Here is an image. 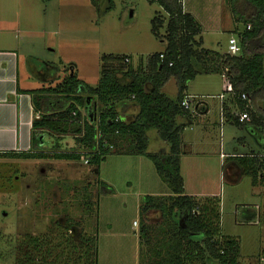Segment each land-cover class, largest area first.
<instances>
[{
	"label": "rangeland",
	"instance_id": "obj_1",
	"mask_svg": "<svg viewBox=\"0 0 264 264\" xmlns=\"http://www.w3.org/2000/svg\"><path fill=\"white\" fill-rule=\"evenodd\" d=\"M227 2L184 0L186 6L196 5L207 18L217 16L218 9V15L225 21L231 11ZM113 3L111 8L109 0H0V8L4 11L3 18L15 21L11 29L21 30L25 37L35 35L30 36L33 40L25 38L23 53L30 51L53 62V80L58 81L59 74L68 69L96 86L104 55H126L130 61L115 63L116 67L143 70L148 69L150 56L167 46L165 38L152 32L157 12L163 13L165 20L159 32L163 37L169 19L158 2L113 0ZM218 5L225 8L219 9ZM239 27L244 29L246 25L239 22ZM205 38L211 48L228 50L230 31L207 34ZM122 74L123 70L119 71V80L123 82ZM203 79L204 75L198 76L188 90L202 91ZM166 85L170 90L174 87L177 96L175 80ZM93 111L96 120L98 112L96 108ZM213 113L216 119V108ZM221 127L215 124L210 128L209 138L205 142L194 140L192 147L189 142L195 139L194 130L184 133L187 140L184 145L187 153L181 162L184 187L191 193L219 195L222 231L240 239V263L264 264V185H253L248 175L231 183L223 167V156L248 152L247 143L253 145L252 133L226 126L230 132L221 141ZM54 144V139L47 141L46 158L0 157V264L17 261L86 264L84 249L90 239L95 242L97 264H170L166 259L176 253L175 242L179 237L173 218L182 222L186 211L166 216L155 208L143 212L146 195H154L156 203L167 205L174 195L153 161L147 156L126 155L113 149L115 153L108 155L98 168L83 156L80 160L52 157ZM73 145L71 136H64L62 151L79 152ZM83 151L85 155L88 153ZM193 151L194 154L189 153ZM101 181L110 187L103 188ZM197 198L202 203L207 197ZM142 227H146L148 236L141 234ZM183 264L208 262L195 257Z\"/></svg>",
	"mask_w": 264,
	"mask_h": 264
},
{
	"label": "trees",
	"instance_id": "obj_2",
	"mask_svg": "<svg viewBox=\"0 0 264 264\" xmlns=\"http://www.w3.org/2000/svg\"><path fill=\"white\" fill-rule=\"evenodd\" d=\"M154 1L160 4L169 19L163 37L159 32L165 20L161 16L163 13L157 12L152 20V32L165 38L167 46L150 56L148 69L116 67L115 63H127L125 60L129 57L104 55L101 77L96 86L89 85L75 72L66 71L68 74L54 86L28 91L36 114L32 123L31 148L29 151L0 152V157H49L48 149L43 147L45 131H49L55 140L51 150H54L52 157L56 159L80 160L83 156L88 163L100 168L108 155L115 153L113 149L126 155L147 156L174 195L170 197V205L156 203L154 195H146L143 212L155 208L166 216L186 211L180 223L171 216L179 237L175 242L176 253L166 261L183 264L188 259L201 257L208 264H243L239 261L240 239L222 232L221 198L209 196L201 203L196 196L184 193L181 174L184 125L177 119L191 115V108H185L182 101L188 84L200 72L199 66L207 73L221 69L228 72L233 88L242 99L243 111L249 112L243 94L252 100L264 98V0H230L235 21L246 25L242 32L237 31L241 52L235 55L200 48L195 36L201 32V26L192 14L184 12L182 0ZM109 4L112 8L113 0H109ZM122 70L123 82L118 75ZM171 79L178 87L176 99L164 91ZM94 107L98 112L96 120ZM87 108L92 116L86 114ZM128 108L136 109L137 113L133 118L125 119L122 116ZM149 130H155L168 144L169 150L149 151ZM67 135H72L73 146L79 152L62 151V140ZM83 149L88 152L86 155ZM235 159L242 174L252 178L253 185L264 184V157L239 156ZM101 185L110 187L104 181ZM141 234L148 236L146 227H142ZM92 242L93 239L88 240L84 249L86 264H97L95 242ZM17 264L22 262L17 261Z\"/></svg>",
	"mask_w": 264,
	"mask_h": 264
},
{
	"label": "crops",
	"instance_id": "obj_3",
	"mask_svg": "<svg viewBox=\"0 0 264 264\" xmlns=\"http://www.w3.org/2000/svg\"><path fill=\"white\" fill-rule=\"evenodd\" d=\"M229 2L230 1L228 0L226 7L230 8L231 11L228 14L227 21H225L224 18L218 15V9L217 16L212 15L207 18L200 12L196 5L188 7L184 4V0H182L184 12L192 14L201 26V32L195 36V39L201 44L200 48L219 52L220 54L229 53L228 50L211 48L209 44H207V38H205L207 34H221L225 30L230 31V38L235 37L239 41L240 35H238V32H242L243 29L239 27V22L235 21V17L233 16L232 8ZM218 8L221 9L225 7L218 5ZM3 13L4 11L1 7L0 152L29 151L31 148L32 123L36 114L33 107L32 95L28 91L37 90L48 86H54L66 74H68L66 71L69 70H65L63 75L59 74L58 81L53 80L55 72L53 70L51 71V67L52 65H54L53 62H50L49 60L46 61L44 57L34 55L30 51L27 54L23 53L22 49L26 40L25 38H29L34 34L25 37L22 35L21 30L18 31V29H11L10 26L15 25V21H8L3 18ZM232 21L233 23L231 24ZM18 32L19 35L17 34ZM30 39L33 40V37H30ZM44 60L46 63L43 62ZM202 69V67H198V70L200 72L199 74H197L194 80H196L198 76H205V79L202 80L203 90L193 93L190 92L188 88L190 83L194 81L192 80L188 84V88L185 91V97H189L191 100H193L191 104V115L179 116L177 119L179 124L184 125V129L182 131L183 148L184 145L187 143V140H184V133L188 129L194 130V134L196 135L195 139H192L189 142L190 147L193 146L194 140L205 142V139L209 138L210 128H214L215 124H220L222 126L221 141H224V138L226 137V132H230V130H227V127L236 126V128H238L243 133V129L252 133L250 134V140L253 141V145H251L249 142L247 143V141L245 140L247 145H249L248 147H250L248 152L243 154L234 153L230 154L228 157L222 155L225 159L223 167L226 179L231 183H237L241 179L243 174L235 157H264V98L260 97L258 99L256 98V100H252V98L247 95L245 106L249 109V113L251 114V120L246 122H240L238 119V115L241 111H243L242 99L239 98L238 93L233 88V85L230 82L228 72L224 69H221L218 72L207 73L204 72ZM125 83H127V81ZM46 84L49 85L46 86ZM164 91L170 97L176 99L174 87H172L170 90L169 87L165 85ZM176 91L178 93V87L176 88ZM207 99H215L216 101H214V103H211L208 102ZM215 108L217 112L216 119L213 118V112ZM136 113V109L128 108V110L122 117L125 119H130L133 118ZM86 114L92 116L89 109L87 110ZM149 134V151H156L155 149L159 148L169 150V146H165V144L167 143L157 135V132L155 130H149ZM42 137L44 139L43 147L47 146V141L53 139L49 131H45ZM186 148H188V146ZM205 151L206 150L198 152L204 153ZM185 153H187L186 150H184L182 156ZM189 153L194 154L195 152L193 151ZM166 185L164 189L168 188V185ZM257 185L263 186L264 184L259 183ZM184 193L196 197L219 196L216 194L207 195L187 192L186 185L184 187ZM223 234L225 235L224 232Z\"/></svg>",
	"mask_w": 264,
	"mask_h": 264
},
{
	"label": "built area",
	"instance_id": "obj_4",
	"mask_svg": "<svg viewBox=\"0 0 264 264\" xmlns=\"http://www.w3.org/2000/svg\"><path fill=\"white\" fill-rule=\"evenodd\" d=\"M250 27V25H248V28ZM228 52L230 54H239L241 52V46L239 44V41L237 40V38L235 37H231L229 40V47H228ZM163 57V55H161ZM127 62H129V58H126ZM243 99H247V95L243 94L242 95ZM193 100H191L189 97H185L184 100L182 101V105L185 108H191V104H192ZM238 119L240 122H246V121H250L251 120V115L248 111L244 110L241 111L238 115ZM86 161L88 162V160L86 159ZM263 174H264V170H263ZM137 225V222L134 221V226Z\"/></svg>",
	"mask_w": 264,
	"mask_h": 264
}]
</instances>
